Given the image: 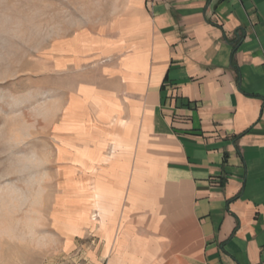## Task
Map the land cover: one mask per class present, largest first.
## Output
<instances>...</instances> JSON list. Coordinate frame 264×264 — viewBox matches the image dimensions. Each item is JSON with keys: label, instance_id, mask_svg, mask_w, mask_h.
I'll return each mask as SVG.
<instances>
[{"label": "crops", "instance_id": "0c3cea01", "mask_svg": "<svg viewBox=\"0 0 264 264\" xmlns=\"http://www.w3.org/2000/svg\"><path fill=\"white\" fill-rule=\"evenodd\" d=\"M127 3L86 29L93 128L58 141L95 169L96 264H264V0Z\"/></svg>", "mask_w": 264, "mask_h": 264}, {"label": "rangeland", "instance_id": "374dc122", "mask_svg": "<svg viewBox=\"0 0 264 264\" xmlns=\"http://www.w3.org/2000/svg\"><path fill=\"white\" fill-rule=\"evenodd\" d=\"M127 2L0 0V264L101 257L95 169L66 170L58 141L93 128L86 29Z\"/></svg>", "mask_w": 264, "mask_h": 264}]
</instances>
